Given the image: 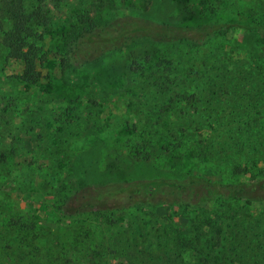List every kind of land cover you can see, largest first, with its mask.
<instances>
[{"label":"rangeland","instance_id":"obj_1","mask_svg":"<svg viewBox=\"0 0 264 264\" xmlns=\"http://www.w3.org/2000/svg\"><path fill=\"white\" fill-rule=\"evenodd\" d=\"M1 4L2 0L0 264H157L158 249H153L155 253L150 250L156 242L153 231L147 230L145 235L151 234L146 238L129 235L138 208L115 215L91 212L67 217L59 207L81 184L178 175L159 161L132 158L128 136L134 132V124L144 120L141 108L153 101L149 92L137 95V85L144 82L155 90L157 83L171 77L163 70L169 60H193L195 51L188 44L145 40L107 53L93 64L82 62L76 69L62 72L60 36L74 22L105 24L126 15L181 27L214 23L221 31L199 49L194 62L204 60L213 46L218 57L213 55L208 66L226 63L237 75L254 71L262 77L264 87V0H116L96 8L89 0H51L45 4L53 16L44 48L49 60L42 68L43 79L33 85L20 79L22 65L8 59L2 46L10 25L4 20ZM202 82L201 74L189 79L193 104L201 100L189 111L195 116L212 114L220 124L204 127L200 139L223 140L222 132L228 127L224 122L235 115L251 117L257 133L247 135L253 138L252 146L233 154L229 165L216 163L212 169L197 164L194 173L218 182L258 181L264 177V102L245 109L210 105L212 96L198 93ZM231 99L230 95L224 102ZM229 132L233 134V130ZM213 208L209 204L191 215L197 217L203 209ZM251 209L264 215V202L254 203ZM142 213L175 225L177 231L188 223L182 211L168 206L142 207Z\"/></svg>","mask_w":264,"mask_h":264},{"label":"trees","instance_id":"obj_2","mask_svg":"<svg viewBox=\"0 0 264 264\" xmlns=\"http://www.w3.org/2000/svg\"><path fill=\"white\" fill-rule=\"evenodd\" d=\"M50 1L2 0L1 11L10 26L1 43L7 58L22 65L20 79L27 84H37L43 79L42 68L49 60L44 48L53 28V16L45 8ZM89 1L92 8L116 2ZM220 31L214 23L181 27L134 15L119 16L105 24L94 20L82 26L71 23L70 31L60 36L58 56L62 72L76 69L82 62L93 64L107 53L145 40L166 45L188 44L195 51V58L169 60L163 70L171 77L157 83L155 90H149L144 82L137 85L135 93L147 96L149 92L153 101L141 108L144 120L134 124V132L128 136V154L132 158L159 161L178 175L81 184L59 207L63 215L78 217L91 212L115 215L138 208L139 216L132 220L129 235L145 237L147 230L153 231L156 242L150 250L155 253L153 249H158L157 264H264V215L251 209L254 203L264 202V177L256 182H218L193 171L197 164L211 168L216 163L229 165L233 154L250 149L253 138L247 135L257 133V129L251 117L235 115L224 122L228 127L222 132L223 140L217 143L210 137L200 139L199 132L204 127H214L220 120L212 114L195 116L189 111L201 101L193 104L189 83L192 76L203 77L197 89L201 96L204 93L212 96L210 105L245 109L244 106L264 102L262 77L254 71L237 75L226 63L208 66L213 55L218 57L212 45L204 60L194 62L199 49ZM230 95L231 102H224ZM184 101L187 104L182 106ZM231 134L232 137H227ZM209 204H214L212 210L195 212L197 217L191 215L195 209ZM158 206L182 211L188 219L186 228L177 231L175 225L163 224L158 218L142 213V207Z\"/></svg>","mask_w":264,"mask_h":264}]
</instances>
